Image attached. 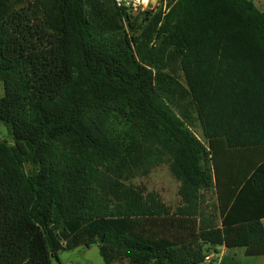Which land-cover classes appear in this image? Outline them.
Returning a JSON list of instances; mask_svg holds the SVG:
<instances>
[{"label":"trees","instance_id":"obj_1","mask_svg":"<svg viewBox=\"0 0 264 264\" xmlns=\"http://www.w3.org/2000/svg\"><path fill=\"white\" fill-rule=\"evenodd\" d=\"M11 7L0 9V124L13 141L0 139V264H61L94 245L106 264H203L221 246L264 256V11L169 0L126 30L115 0ZM166 162L175 209L128 184Z\"/></svg>","mask_w":264,"mask_h":264},{"label":"rangeland","instance_id":"obj_2","mask_svg":"<svg viewBox=\"0 0 264 264\" xmlns=\"http://www.w3.org/2000/svg\"><path fill=\"white\" fill-rule=\"evenodd\" d=\"M31 1L32 0H1L0 9L1 8L3 9V6L5 4L10 3L12 4L11 12H14L27 7ZM168 3L169 0H157L155 4H152L151 7L149 6L145 11L141 9H138L137 11L135 10L125 11L128 15L127 19L126 18L124 19V25L126 30H129L128 18L131 23H134L135 18L138 17L141 19L142 17H144V13L147 11L156 13L162 10V12H165L167 10ZM176 76L181 82L184 81L183 74L178 68H176ZM4 95H5L4 86L2 83H0V97H3ZM190 129L192 133L201 142L207 145V141L205 140L203 135L202 127L199 121L196 119L195 115H194L193 124L191 125ZM0 139L6 140L8 144L11 146L13 145V141L8 138L7 129L2 124H0ZM26 170L29 171L30 167L27 166ZM128 184L134 187L145 189L147 192L158 193L161 196L162 200L173 209H175L179 204V199H178L179 183L171 174L168 162L153 168L148 176L137 177L131 180ZM210 203L212 204L213 201H211ZM59 259L61 261V264H106L100 255L99 248L95 245L91 247H81L75 251L62 252L59 255ZM53 264H58V263L56 262V260H53ZM210 264H214V263H210Z\"/></svg>","mask_w":264,"mask_h":264},{"label":"crops","instance_id":"obj_3","mask_svg":"<svg viewBox=\"0 0 264 264\" xmlns=\"http://www.w3.org/2000/svg\"><path fill=\"white\" fill-rule=\"evenodd\" d=\"M252 1L259 10L264 11V0ZM208 256L211 257V263L214 264H264V256L248 257L246 255V248L243 247L227 249L226 247L221 246L213 248L210 250Z\"/></svg>","mask_w":264,"mask_h":264},{"label":"built area","instance_id":"obj_4","mask_svg":"<svg viewBox=\"0 0 264 264\" xmlns=\"http://www.w3.org/2000/svg\"><path fill=\"white\" fill-rule=\"evenodd\" d=\"M156 2L157 1H155V3ZM155 3H152V0H116V5L119 8L124 9L125 11L127 10L137 11L138 9L145 11L149 6L151 7V5ZM211 262H212L211 257L207 256L203 264H210Z\"/></svg>","mask_w":264,"mask_h":264},{"label":"water","instance_id":"obj_5","mask_svg":"<svg viewBox=\"0 0 264 264\" xmlns=\"http://www.w3.org/2000/svg\"><path fill=\"white\" fill-rule=\"evenodd\" d=\"M155 1H157V0H152V3H155Z\"/></svg>","mask_w":264,"mask_h":264}]
</instances>
